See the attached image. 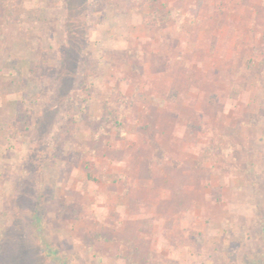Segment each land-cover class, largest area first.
Here are the masks:
<instances>
[{
  "label": "rangeland",
  "instance_id": "374dc122",
  "mask_svg": "<svg viewBox=\"0 0 264 264\" xmlns=\"http://www.w3.org/2000/svg\"><path fill=\"white\" fill-rule=\"evenodd\" d=\"M253 1L202 0L177 20L159 0H0V264H264ZM171 25L187 63L175 88L124 95L118 73L147 58L131 35ZM165 162L178 179L162 182ZM144 177L178 193L176 215L137 208Z\"/></svg>",
  "mask_w": 264,
  "mask_h": 264
},
{
  "label": "crops",
  "instance_id": "0c3cea01",
  "mask_svg": "<svg viewBox=\"0 0 264 264\" xmlns=\"http://www.w3.org/2000/svg\"><path fill=\"white\" fill-rule=\"evenodd\" d=\"M201 1L202 0H159V4H160L159 8L161 9L175 8L177 10L178 9L182 10L183 14L181 15L177 14V18H176L177 20H180L184 16V14H187L188 8H192V10L194 8H200L201 6L199 5V3ZM207 1L208 2L211 1L213 3L212 5H214V2H219L220 0H207ZM238 1L239 3L237 5L241 9L243 7L244 8L249 7V6L252 7L254 5L251 2L248 3L250 0H245V2H243V0H238ZM263 1L264 0H262V2ZM253 2L257 3L258 0H255ZM165 12L167 11L165 10ZM190 14L193 15V13H190ZM141 27L143 28L146 26L142 25ZM138 33L139 34L133 33L130 37V38H134V40L141 39L139 41V44L135 43L133 46V51H137V54H138V55H135V58L136 56L140 57L143 54H145V56L147 57V58L145 57L146 60L145 59L142 60L141 58H139L137 62H135V59L129 60L128 65L126 66L128 67V69H125L122 74L118 73L121 76L120 79L118 77H117L118 79H116L115 77L117 75L116 73L112 75V79L113 78L116 79L115 81L117 82L116 83L117 87L126 96H135L136 98L138 94H142V95L146 94L151 97H156V96L158 97V95L160 96L161 93L167 92L168 88H171V87L175 88L176 83H178L179 78L183 76L184 74V73H181L183 72L182 68H179V65H178L182 63L187 64L186 62H184L186 61V59L183 60V54L185 53L184 52L185 49L183 48V46L185 45H182L181 43V40L183 39L184 35L181 31L178 30L177 26H172V25L169 27L166 26L163 29L156 31V32L151 30L148 32H141V33L138 32ZM160 42H162L163 45L165 46L167 45V47L162 49L163 46L160 44ZM118 44L119 45H117L118 46L117 48L124 51L125 50L123 49L124 47L120 45L122 43L119 42ZM203 45H204V42H203ZM197 46L198 45H196L195 47L197 48ZM191 47L190 49L193 48ZM203 48L204 50H208L207 47H203ZM169 49H170L169 56H171L172 58H168V61H167V59H164V58L167 55ZM162 51H165V52H162ZM193 51H196V50L193 49ZM191 55L193 56V54ZM132 68L139 70V74L134 73L132 71ZM211 79L214 80V78L212 77ZM137 84L140 85L139 92H137L135 89V86H137ZM170 130H173V129H170ZM167 164L168 163L165 162L164 164L156 165V169L158 170L156 171L157 175H159L160 177L162 176V178L164 179V181H162L163 183L167 181V179H169L170 181L173 178L178 179V176H177L178 170L167 169L168 168ZM162 172H164V174ZM106 175H108V172H106ZM145 179L146 177L143 178V180L146 181L144 182V184H146L147 186H150L151 185L150 180H147V179L145 180ZM105 183L109 184V181ZM175 183L177 184L178 180H176ZM133 192L131 191L129 195L134 196L136 198H133V197H130V198H133L136 200L138 197L136 195L137 191L135 190ZM140 193H141V199L145 201L146 205L144 208H140V207H137V208L143 209L148 212H152L153 210L157 208L165 210L167 206V209H166L168 212L167 214L172 215V216L173 214L174 215L177 214L176 199L179 197L177 192L171 191L169 193V191H166V190L162 192L160 189H157V188L152 189V187L150 186V187H146L143 190L140 189L139 194ZM152 199L153 200L156 199V200L152 201ZM161 203L165 204L166 206H163ZM131 207H133V213H135L137 209L136 205L131 206ZM118 231H120V229Z\"/></svg>",
  "mask_w": 264,
  "mask_h": 264
},
{
  "label": "trees",
  "instance_id": "16d2710c",
  "mask_svg": "<svg viewBox=\"0 0 264 264\" xmlns=\"http://www.w3.org/2000/svg\"><path fill=\"white\" fill-rule=\"evenodd\" d=\"M138 1H140L141 4H143L144 2H148L149 4L154 2V0H138Z\"/></svg>",
  "mask_w": 264,
  "mask_h": 264
}]
</instances>
